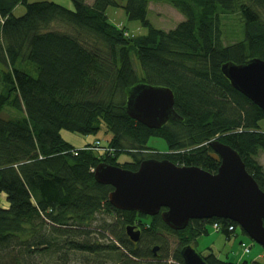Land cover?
Segmentation results:
<instances>
[{
  "label": "trees",
  "instance_id": "16d2710c",
  "mask_svg": "<svg viewBox=\"0 0 264 264\" xmlns=\"http://www.w3.org/2000/svg\"><path fill=\"white\" fill-rule=\"evenodd\" d=\"M122 1L126 16L138 20L145 35L127 36L108 20L105 10L119 6L117 0H70V7L48 0H0V264H183L180 248L207 234V222L192 220L174 231L159 215L115 209L107 199L112 187L93 177L102 162L134 171L153 158L214 173L219 159L209 142L216 139L238 153L264 191L257 159L264 154V110L221 72L228 62L264 61V0H155L168 1L184 16L169 30L149 23V0ZM20 4L23 14L14 15ZM235 8L243 38L224 45L220 17ZM142 84L169 88L180 119L149 129L130 118L127 97ZM7 108L16 115H8ZM101 125L111 135L102 146L106 151L89 149L92 143L75 149L61 134L88 136ZM151 136L163 138L167 151L148 148ZM124 153L130 160L119 163ZM98 214L114 223L103 220L92 227ZM211 222L222 225L226 239L232 236L229 225L236 235L235 223ZM127 225L141 231L138 242L127 237ZM166 235L177 239L172 252ZM203 259L206 264H264L219 260L213 254Z\"/></svg>",
  "mask_w": 264,
  "mask_h": 264
},
{
  "label": "water",
  "instance_id": "95a60500",
  "mask_svg": "<svg viewBox=\"0 0 264 264\" xmlns=\"http://www.w3.org/2000/svg\"><path fill=\"white\" fill-rule=\"evenodd\" d=\"M221 72L236 91L264 110L263 60L228 62L221 66ZM173 105L174 95L169 88L142 84L129 93L125 109L133 120L158 129L167 121L180 119ZM209 146L219 159L214 173L148 158L134 171L99 163L93 177L97 183L112 187L107 199L115 209L149 217L160 215L162 222L176 231L186 228L191 220H229L264 248V191L233 148L216 139ZM125 233L131 242L140 239L134 225H127ZM157 248L154 246L152 251ZM180 255L183 264H206L191 245L183 246Z\"/></svg>",
  "mask_w": 264,
  "mask_h": 264
},
{
  "label": "rangeland",
  "instance_id": "374dc122",
  "mask_svg": "<svg viewBox=\"0 0 264 264\" xmlns=\"http://www.w3.org/2000/svg\"><path fill=\"white\" fill-rule=\"evenodd\" d=\"M28 2L32 1H41V0H27ZM55 1L56 3L63 2L60 0H48ZM91 2L92 0H86ZM245 0H237V2L242 3ZM119 6H108L105 10V14L108 20L119 28H124L126 31L125 35H131L134 37L145 35L147 30L146 28L138 21L129 19L123 9L124 2L122 0H117ZM25 7L23 5H17L14 9V15L23 14ZM147 20L149 23L158 29L169 30L173 29L180 21L184 20V16L178 12L168 1H155L149 0L147 3ZM220 32H221V42L224 45L240 41L243 38V21L239 13L238 8H235L234 11L230 14L221 15L220 17ZM131 58L136 68L137 77L139 80H142L144 73L140 67L136 54L134 51H131ZM7 114L10 116L16 115V113L7 108ZM261 128L264 130V120L260 122ZM61 134L65 140L70 142L75 149H81L85 144L94 143V141H99L101 146L107 145V141L110 138V133L105 129L103 125L100 126L99 130L94 134L88 136L79 135L76 133L61 131ZM147 147L155 150L157 152L163 153L167 151V145L163 138L157 136H151L147 140ZM258 162L263 166L264 169V154L259 153ZM130 156L127 154H120L117 158L119 163L129 161ZM6 204H4L5 206ZM105 220L109 224L114 223V220L110 216L98 214L93 221L92 227H96ZM208 233L201 235L196 239V242L192 244V247L197 253L202 257H205L209 254H213L219 260H230L235 262H242L243 260L251 261L254 259H259L260 262L264 263V248L260 245L254 243L250 238L243 234L239 227L236 228L235 232L230 231L231 237L226 239L223 233L216 232L212 229L211 225L208 224ZM166 238L169 241V249L172 252L176 245L177 239L174 236L166 235ZM240 242H243L250 246L248 253L244 254ZM259 256V257H258ZM66 264H78L76 261L72 260Z\"/></svg>",
  "mask_w": 264,
  "mask_h": 264
},
{
  "label": "built area",
  "instance_id": "2783aa9c",
  "mask_svg": "<svg viewBox=\"0 0 264 264\" xmlns=\"http://www.w3.org/2000/svg\"><path fill=\"white\" fill-rule=\"evenodd\" d=\"M126 34V33H125ZM89 149H93V150H97V151H103V150H107V148H104V147H102L101 145H100V142L99 141H94V143L89 147ZM77 151L78 150H74L73 151V154L74 155H76V153H77ZM212 228H213V230L214 231H218V230H220V223H218V222H213L212 223ZM227 230H228V232H230V231H234L235 230V227L233 226V225H229V226H227ZM240 245H241V248H242V252L244 253V254H246V253H248L249 252V250H250V246H248L247 244H245V243H243V242H240Z\"/></svg>",
  "mask_w": 264,
  "mask_h": 264
},
{
  "label": "flooded vegetation",
  "instance_id": "af4514ba",
  "mask_svg": "<svg viewBox=\"0 0 264 264\" xmlns=\"http://www.w3.org/2000/svg\"><path fill=\"white\" fill-rule=\"evenodd\" d=\"M163 210H164V209H161V211H163ZM156 216H157V215H156ZM159 216H160V215H159ZM148 217H149V216H148ZM153 217H154V216H153ZM150 218H151V217H150ZM211 220H212V219H211ZM211 220H207V221H205V222H207L205 226H207L208 224H210L211 227H212V223H213V222H211ZM191 221H192V220H191ZM191 221H189V223H190ZM210 222H211V223H210ZM189 223H188V225H189ZM188 225H187V226H188ZM135 227H136V226H135ZM221 228H222V225L220 224V229H221ZM136 229H137V228H136ZM169 229H170V228H169ZM184 229H185V228H184ZM184 229H183V230H184ZM212 229H213V228H212ZM138 230H139V229H138ZM139 231H140V230H139ZM174 231H176V230H174ZM178 231H182V230H178ZM217 232H220V230H218ZM140 236H141V231H140ZM127 237H128V236H127ZM133 243H134V242H133ZM190 245H191V244H190ZM184 246H185V245H184ZM182 247H183V246H182ZM182 247H181V248H182ZM181 248H180V250H181ZM156 252H157V250H156L155 252H153V254L156 255Z\"/></svg>",
  "mask_w": 264,
  "mask_h": 264
},
{
  "label": "crops",
  "instance_id": "0c3cea01",
  "mask_svg": "<svg viewBox=\"0 0 264 264\" xmlns=\"http://www.w3.org/2000/svg\"><path fill=\"white\" fill-rule=\"evenodd\" d=\"M63 2V4H61V3H59L60 5H63V6H66V7H70L71 6V2H70V0H60V2ZM86 1V0H85ZM93 1V0H92ZM92 1L91 2H88V1H86V3H88V4H91L92 3ZM53 2H55V1H53ZM56 3V2H55Z\"/></svg>",
  "mask_w": 264,
  "mask_h": 264
}]
</instances>
